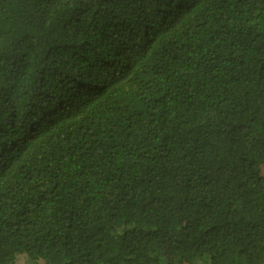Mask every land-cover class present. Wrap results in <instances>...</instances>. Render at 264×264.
Wrapping results in <instances>:
<instances>
[{"label":"trees","instance_id":"16d2710c","mask_svg":"<svg viewBox=\"0 0 264 264\" xmlns=\"http://www.w3.org/2000/svg\"><path fill=\"white\" fill-rule=\"evenodd\" d=\"M0 264H264V0H0Z\"/></svg>","mask_w":264,"mask_h":264},{"label":"rangeland","instance_id":"374dc122","mask_svg":"<svg viewBox=\"0 0 264 264\" xmlns=\"http://www.w3.org/2000/svg\"><path fill=\"white\" fill-rule=\"evenodd\" d=\"M23 261V259L22 258H20L19 260H18V262H22Z\"/></svg>","mask_w":264,"mask_h":264}]
</instances>
